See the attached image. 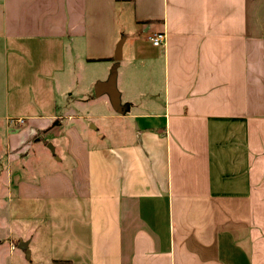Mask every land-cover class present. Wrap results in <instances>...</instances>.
I'll use <instances>...</instances> for the list:
<instances>
[{
    "label": "crops",
    "instance_id": "crops-1",
    "mask_svg": "<svg viewBox=\"0 0 264 264\" xmlns=\"http://www.w3.org/2000/svg\"><path fill=\"white\" fill-rule=\"evenodd\" d=\"M0 142V264H264V0H0Z\"/></svg>",
    "mask_w": 264,
    "mask_h": 264
},
{
    "label": "rangeland",
    "instance_id": "rangeland-1",
    "mask_svg": "<svg viewBox=\"0 0 264 264\" xmlns=\"http://www.w3.org/2000/svg\"><path fill=\"white\" fill-rule=\"evenodd\" d=\"M141 40V44L139 45L141 48H143L144 50H148V51H152V46L151 43L148 41H145V43L143 44L142 39ZM125 47L122 49V51H125ZM123 58H126L125 56H123ZM86 77L85 78H80L81 74L83 73V71L81 69L77 70V72L74 75L73 78V82L76 84L77 82V89H82L83 87L86 86L87 81L91 80L92 77H100L103 75H107L108 77L110 76V74L112 73H116L115 71L112 72H107V66L103 65V64H90L89 66L86 67ZM123 68H120V71H122ZM118 72V70H117ZM156 74V73H155ZM133 76L132 73L128 74V79H130ZM94 88V87H93ZM76 89L73 90V92H75ZM106 96V95H103ZM91 97L95 100V102H97L96 104H100L102 102V97H96L94 90L93 93L91 94ZM106 98V97H105ZM0 152H1V142H0ZM37 227V226H34ZM38 228H36L34 231H36ZM31 233H33V230H29ZM28 231V228L25 226H22L20 223L14 222V221H7L5 224L4 223H0V236H7L9 235V244H11V241H13V243L15 242V240L17 239V233H24L26 234ZM13 237V238H12ZM28 251L30 252V256L29 258L26 257L24 251L13 247V249H11L9 247V255L8 253L5 254V256L3 257V259L5 260L4 264H35L41 262L44 258H47V251L44 247L41 246H35V249H33L32 247H28Z\"/></svg>",
    "mask_w": 264,
    "mask_h": 264
},
{
    "label": "water",
    "instance_id": "water-1",
    "mask_svg": "<svg viewBox=\"0 0 264 264\" xmlns=\"http://www.w3.org/2000/svg\"><path fill=\"white\" fill-rule=\"evenodd\" d=\"M120 52H121V47L118 45L116 50H115V56H114L115 60L120 59ZM94 93H95V96H99L102 93H106L108 95L111 103L113 105H117L118 94H117V91L115 89V74L114 73L110 74V76L108 77V79L105 82L97 83L94 86ZM18 248L20 250L24 251L26 257H28L29 251L27 249V242H19Z\"/></svg>",
    "mask_w": 264,
    "mask_h": 264
},
{
    "label": "built area",
    "instance_id": "built-area-1",
    "mask_svg": "<svg viewBox=\"0 0 264 264\" xmlns=\"http://www.w3.org/2000/svg\"><path fill=\"white\" fill-rule=\"evenodd\" d=\"M148 41L154 47H161L165 42V34L164 33H152L148 36ZM18 124H23V120H16Z\"/></svg>",
    "mask_w": 264,
    "mask_h": 264
}]
</instances>
